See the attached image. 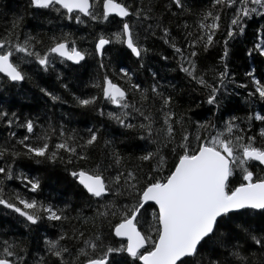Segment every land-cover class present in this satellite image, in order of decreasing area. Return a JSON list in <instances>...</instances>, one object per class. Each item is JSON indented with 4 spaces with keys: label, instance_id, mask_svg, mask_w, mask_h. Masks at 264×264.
Listing matches in <instances>:
<instances>
[{
    "label": "snow or ice",
    "instance_id": "obj_1",
    "mask_svg": "<svg viewBox=\"0 0 264 264\" xmlns=\"http://www.w3.org/2000/svg\"><path fill=\"white\" fill-rule=\"evenodd\" d=\"M99 4L100 0H30L31 8L54 11L65 19H74L77 24L84 23L83 18L86 17L93 22H108L111 25V18L118 17L122 26L117 31L110 36L99 34L96 38L95 54L98 56H103L106 45L117 43L130 50L132 56L142 59L149 50L139 43L141 29L152 36L162 33L159 38L173 49L179 71L184 73L189 84L199 86L194 91L201 92L204 97L202 103L212 106L217 112L224 107L225 82L230 81L228 41L234 38L237 31H245L244 25L249 19L254 16L264 19V0H212L211 7L202 13L197 22L198 34L186 32L185 49L178 46L171 36L170 28L163 22V13L157 14L152 6L138 4L134 8L132 4L120 0H102L101 14L97 11ZM171 4L182 12L188 11L183 0H171ZM166 8L172 11L170 7ZM225 9L233 11L220 60L223 67L222 70L215 66L208 69L213 76L210 81L199 64L200 49L207 52L214 45V36L220 28L221 11ZM172 15L177 13L173 11ZM22 19L14 20L12 28L0 38V74L8 81L19 83L25 80L23 64L35 63L47 73L51 65L57 62L80 65L91 55L82 51L75 40L69 41L67 34L52 36L51 43L43 50L36 47L42 41L31 35L21 41L15 29ZM188 27L184 25L185 29ZM253 52L264 57V41L255 44L248 55ZM161 58L166 60L168 57ZM100 67L103 68L104 64L101 63ZM121 73L127 78L132 92L139 94V100L130 101L127 89L104 76L102 84L93 86L101 90L104 101L118 109L117 112L109 111L108 119L126 131L136 133L135 138L145 142L142 154L135 157L141 161V165L156 157L164 161L161 149L171 146L172 154L178 158L173 169L166 175L149 173L145 179L133 170H119L125 158L113 151L110 159L117 171L114 176L109 175L108 180H105L99 168L94 171H70L69 174L104 209L91 218L96 231L86 236L80 228L71 225L70 232L62 229L57 238L45 239L43 252L31 253L23 241L2 238L0 264H113L110 257L114 253L119 255L125 252L130 260L124 259L121 264H136L137 261L139 264H264V227L255 224L257 217L264 221V176L256 175L251 170L257 168L264 172V144L257 146V136L264 141V114L257 112L254 116L247 115L244 118L248 123L247 128L237 124L240 118L236 116L223 121L222 128H217L212 121L198 124V131L212 129L215 134L210 138L197 134L195 140L198 143L192 147L191 134L184 127V114L177 111V99L171 93L161 91L158 85H153L149 90L133 83L129 72L123 68ZM247 75L252 76L255 86V92H248V96L258 95L259 100L264 102V83L257 80L252 72ZM62 87L66 88L67 85ZM40 91L53 102L61 99L45 88ZM74 99L78 106L90 107L99 97ZM157 100L160 101L159 107L156 106ZM99 115L105 114L100 111ZM15 116V113L9 116L7 112L0 111V120H7L9 128ZM134 120L137 122L133 123ZM253 120L261 125L255 135L248 134ZM19 126L26 128L28 133L16 140V144L25 151L8 145L7 141L0 145V160L4 161L0 174H4L8 181L20 180L26 192L33 195L29 197L20 191L6 192L4 180H0V206L18 214L28 225L38 226L45 220L50 222V226H54L51 222L63 224L70 220L66 208L38 199L40 180L22 172L16 175L13 165L21 157L36 163L44 160L56 163L59 160L71 164L73 157L87 160L88 150L98 141L100 130L89 128L88 137L79 140L75 136H65L61 131L59 142L50 148L48 130L35 135L32 120ZM177 127L181 129L179 140ZM15 136V132L10 133V138ZM105 144L110 145L111 141L106 140ZM148 145H155V151ZM61 150L68 153L67 160L60 155ZM7 157L11 158L10 162ZM111 167L112 164L108 166L109 169ZM137 169L143 171L140 165ZM159 171V167L152 168L153 173ZM237 171L241 173L240 182L233 185L230 178ZM109 196L112 199H108ZM117 197H124L125 202L117 206ZM127 200L132 202L129 204ZM150 202L155 205L152 212L154 226L149 234H145L138 226ZM105 223L110 229L107 235L101 231ZM113 236L119 238V247L112 241ZM205 248L209 251L204 252Z\"/></svg>",
    "mask_w": 264,
    "mask_h": 264
},
{
    "label": "trees",
    "instance_id": "obj_2",
    "mask_svg": "<svg viewBox=\"0 0 264 264\" xmlns=\"http://www.w3.org/2000/svg\"><path fill=\"white\" fill-rule=\"evenodd\" d=\"M120 2L130 3L134 8L138 4L152 6L157 14L163 13V22L170 28L171 36L175 38L178 46L185 49L186 32L198 34L197 22L202 13L208 10L212 4V0H183L188 11L182 12L181 9H176L171 4V0H120ZM166 6L170 7L172 11H167ZM97 11L102 14V0H100ZM173 11L177 15H172ZM232 11V9L221 11L220 28L214 36V45L207 52L200 49L199 64L207 72L210 81L213 76L208 69L215 66L222 70L223 67L220 60L224 54V39L227 36L226 29L230 23ZM21 17L23 18L22 22L15 29V34L20 37L21 41L25 36L31 35L42 41L36 47L43 50L51 43L52 36L60 37L67 34L69 41L75 40L82 51H87L91 55L87 56L80 65L57 62L51 65L47 73L40 70L35 63L23 64L21 67L26 73V78L19 83L10 82L7 78L0 76V111L7 112L9 116L12 113L16 114L11 128L7 126V120H0V145L7 141L8 145H14L18 150L25 151L16 144V140L28 135L26 128L19 126L27 120H32L35 123V135L38 136L45 130L49 131L50 148H54L55 144L59 142L61 131L65 133V136H75L79 140L81 137H88L87 130L89 128L100 130L98 141L88 150L89 158L87 160H77L73 157L71 164L62 163L59 160L56 163H49L47 160L36 163L34 160L21 157L13 165L16 175L22 172L40 180L41 191L38 194V199L59 208H66V214L70 217V220L63 224L51 222L54 226H50V222L45 220L38 226H33L28 225L22 217L10 209L0 206V239L9 238L23 241L27 244L30 253L43 252L45 239L57 238L62 229L70 232L71 225L80 228L86 236L96 231L91 218L96 215L97 211L104 209L100 207V203L96 199L91 198L79 186L78 182L69 174L70 171L80 169L94 171L99 168L104 173L105 180H108L109 175L114 176L117 171L116 165L110 159V153L115 151L125 158L119 170H133L138 176H144L146 179L149 173L166 175L170 169H173V165L178 159L172 154L171 146L161 149V153L165 156V160L162 162L159 157H156L141 165V161L135 159L136 156L142 154V145L145 142L137 140L136 133L126 131L108 119L107 113L109 111L117 112L118 109L104 101L101 90L93 86L102 84L104 76H108L113 82L127 89L130 101H138L139 94H134L130 89V85L126 82L127 78L121 73L122 68L129 72L132 82L141 85L142 88L150 90L153 85H158L161 91L166 94L171 93L178 101L177 111L184 114V127L191 134L192 147L198 143L195 140L197 134L208 138L215 134L212 129L198 131V124H207L212 121L217 128H222L223 121H226L230 116H236L240 118L237 120V124L242 128H247L248 123L244 120L247 115L254 116L257 112L264 114V102L259 100L258 95L248 96V92H255V86L252 83V76L247 75L252 72L257 80L264 83V57H260L256 52L248 55L249 50L253 49L255 44L264 41V19L262 18L254 16L249 19L244 25L245 31L243 33L237 31L234 38L228 41L227 65L230 81L225 82L227 91L224 92L222 89L224 107L217 112L212 106L202 103L204 97L201 92L194 91L199 86L189 84L184 73L179 71L173 49L159 38L162 33L158 32V36H152L144 33L141 29L139 43L143 48L149 50L142 59L135 58L125 46L117 43L106 45L103 56H98L95 54L96 38L99 34L110 36L112 32L117 31L122 26L119 19L111 18L113 23L109 25L108 22H93L84 17V23L77 24L74 19H65L54 11L31 8L30 0H0V38H3L12 28L13 21ZM185 24L189 26L187 29L184 28ZM162 56L168 58L165 60L161 58ZM101 63L104 64L103 68L100 67ZM240 84L245 87H238ZM62 85H67V87H62ZM41 88L47 89L61 99L53 102L40 91ZM92 96H97L99 99L95 105L90 107H80L74 99V97L89 98ZM159 104L160 101L157 100L156 106L159 107ZM100 111H103L105 115H99ZM214 112L215 116H213ZM136 122L133 121V123ZM160 123L162 124V120ZM260 126L259 122L253 120L251 131L248 134L255 135ZM11 132H15L16 136L10 138ZM180 136L181 129L177 127V140L180 139ZM106 140L111 141V144L106 145ZM260 144H264V141H261L257 136V146ZM148 147L155 151V145H148ZM60 155L67 160L68 153L61 150ZM129 157L131 158L129 159ZM6 159L11 161L10 157ZM110 164L112 167L109 169ZM3 165L4 161L0 160V166ZM138 165L142 166V172L137 169ZM153 167H159V173H153ZM105 169L108 170L105 171ZM251 170L256 175L264 176V172H260L257 168ZM240 177L241 173L237 171L230 178L232 184H238ZM0 180H4L6 192L20 191L29 197L33 195L26 192L18 179L8 181L5 180L4 174H0ZM140 186L143 187V184ZM108 199H112V197L109 196ZM116 201L119 206L125 202V198L117 197ZM127 202L130 204L132 201L127 200ZM146 207L147 211L141 218L138 228L145 234H149L150 228L154 226L152 212L155 207L150 204ZM255 224L257 227H264V221L259 217L255 219ZM101 231L107 235L110 231L107 223L104 224ZM151 234L154 235V232ZM111 239L115 246L119 247V239L114 236ZM207 251L209 249L205 248L204 252ZM110 259L113 260V264H121L124 259L130 260L126 252L119 255L114 253ZM136 264H139V261Z\"/></svg>",
    "mask_w": 264,
    "mask_h": 264
},
{
    "label": "water",
    "instance_id": "obj_3",
    "mask_svg": "<svg viewBox=\"0 0 264 264\" xmlns=\"http://www.w3.org/2000/svg\"><path fill=\"white\" fill-rule=\"evenodd\" d=\"M115 18H117V19H119L118 17H115ZM128 50V49H127ZM129 52H130V50H128ZM136 58V57H135ZM68 63H70V64H72L71 62H68ZM72 65H74V64H72ZM0 76H2L3 77V75L2 74H0ZM6 78V77H5ZM82 189H83V187L81 186V185H79ZM84 190V189H83ZM85 192H86V190H84ZM87 193V192H86ZM88 194V193H87ZM89 195V194H88ZM150 205H152V206H154L155 207V205L154 204H151V202L149 203ZM119 239V238H118Z\"/></svg>",
    "mask_w": 264,
    "mask_h": 264
},
{
    "label": "bare ground",
    "instance_id": "obj_4",
    "mask_svg": "<svg viewBox=\"0 0 264 264\" xmlns=\"http://www.w3.org/2000/svg\"><path fill=\"white\" fill-rule=\"evenodd\" d=\"M109 72V71H108Z\"/></svg>",
    "mask_w": 264,
    "mask_h": 264
}]
</instances>
